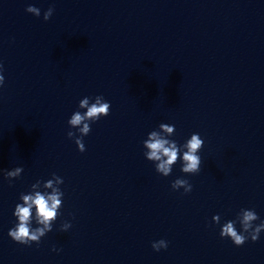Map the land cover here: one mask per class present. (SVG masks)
<instances>
[{"label":"clouds","instance_id":"9594fccd","mask_svg":"<svg viewBox=\"0 0 264 264\" xmlns=\"http://www.w3.org/2000/svg\"><path fill=\"white\" fill-rule=\"evenodd\" d=\"M25 11L36 17L41 15V10L33 5H28ZM53 12L54 8L49 7L44 11L43 19L45 21L49 20ZM2 72L3 66L0 65V87H3L5 83ZM91 99L90 97L81 99L78 107L86 111L77 110L68 120L70 128L77 129L79 136L73 131H68L67 136L69 139H74L80 152L86 150L83 137L91 132V123L110 114L111 105L105 101L102 95H97L94 98V102L90 103ZM174 134L175 125L167 123H161L157 130L149 132L147 139L143 141L145 158L153 162L156 172L164 177L171 174L173 166L178 161L181 162L182 173L189 175L199 173L202 160L198 153L204 145V140L199 133H193L185 143L178 145L175 140L168 138ZM22 172V167H16L12 170H4L3 175L11 182L13 179L19 178ZM63 182L62 177L53 173L51 179L43 183L37 180L36 183L31 185V190L27 194H20L21 203L15 205L13 212L17 223L8 232L9 237L14 242L27 246H31L34 243L39 245L41 238L53 230V224L61 215L59 210L63 206L64 193L59 187ZM192 187V184L183 178H177L171 184V188L174 191L183 188L184 194L190 193ZM41 188L44 191H41ZM48 189H51V191H47ZM258 219L259 216L254 209L242 208L237 213L236 219L222 224L219 235L221 238L230 239L237 247L244 245L249 239L252 242H256L260 233L264 231V221L259 224L254 223ZM212 220L214 223L219 224L221 217L217 214L212 217ZM33 221H35L36 227H32ZM237 223L240 225V231L236 228ZM70 227L71 224L69 222H64L61 225V230L67 231ZM167 247L168 242L164 239L152 243L153 250L157 252Z\"/></svg>","mask_w":264,"mask_h":264}]
</instances>
